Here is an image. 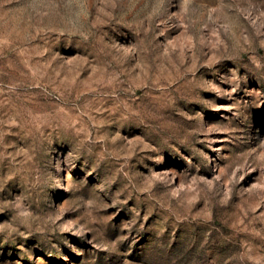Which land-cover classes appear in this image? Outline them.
Returning <instances> with one entry per match:
<instances>
[{"label": "rangeland", "instance_id": "rangeland-1", "mask_svg": "<svg viewBox=\"0 0 264 264\" xmlns=\"http://www.w3.org/2000/svg\"><path fill=\"white\" fill-rule=\"evenodd\" d=\"M0 264H264V0H0Z\"/></svg>", "mask_w": 264, "mask_h": 264}]
</instances>
